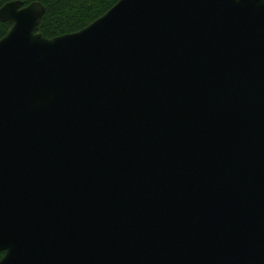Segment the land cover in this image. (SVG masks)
Listing matches in <instances>:
<instances>
[{
  "label": "water",
  "instance_id": "95a60500",
  "mask_svg": "<svg viewBox=\"0 0 264 264\" xmlns=\"http://www.w3.org/2000/svg\"><path fill=\"white\" fill-rule=\"evenodd\" d=\"M44 14L0 8V264H264V0Z\"/></svg>",
  "mask_w": 264,
  "mask_h": 264
},
{
  "label": "trees",
  "instance_id": "16d2710c",
  "mask_svg": "<svg viewBox=\"0 0 264 264\" xmlns=\"http://www.w3.org/2000/svg\"><path fill=\"white\" fill-rule=\"evenodd\" d=\"M14 0H0V8ZM24 6L39 2L45 7L39 32L47 39L78 32L103 16L120 0H21ZM12 24L0 22V40ZM4 253L0 254V260Z\"/></svg>",
  "mask_w": 264,
  "mask_h": 264
}]
</instances>
